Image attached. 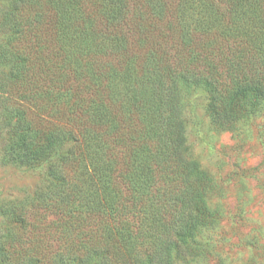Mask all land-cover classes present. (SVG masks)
I'll return each instance as SVG.
<instances>
[{
	"label": "trees",
	"instance_id": "trees-1",
	"mask_svg": "<svg viewBox=\"0 0 264 264\" xmlns=\"http://www.w3.org/2000/svg\"><path fill=\"white\" fill-rule=\"evenodd\" d=\"M0 161L48 182L0 203V264H176L218 220L191 89L227 128L264 103V0H6Z\"/></svg>",
	"mask_w": 264,
	"mask_h": 264
},
{
	"label": "rangeland",
	"instance_id": "rangeland-1",
	"mask_svg": "<svg viewBox=\"0 0 264 264\" xmlns=\"http://www.w3.org/2000/svg\"><path fill=\"white\" fill-rule=\"evenodd\" d=\"M6 5L0 0V14ZM5 34L0 29V40ZM206 101L201 89L187 93L184 137L212 178L207 202L218 220L199 234L193 259L176 264H264V103L250 116L218 128L209 121ZM3 137L0 129V145ZM48 180L46 162L17 166L0 161V203L24 197ZM4 226L0 217V230Z\"/></svg>",
	"mask_w": 264,
	"mask_h": 264
}]
</instances>
